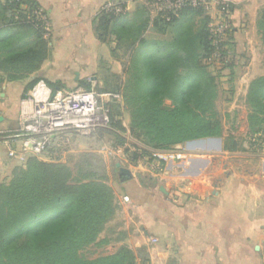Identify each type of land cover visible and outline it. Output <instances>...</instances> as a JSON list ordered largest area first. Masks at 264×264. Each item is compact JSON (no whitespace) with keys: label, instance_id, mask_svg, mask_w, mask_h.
<instances>
[{"label":"trees","instance_id":"trees-1","mask_svg":"<svg viewBox=\"0 0 264 264\" xmlns=\"http://www.w3.org/2000/svg\"><path fill=\"white\" fill-rule=\"evenodd\" d=\"M37 7L34 0L0 1V71L7 81L36 71L48 55L41 32L27 18ZM19 8L23 12L16 19L13 12ZM209 22V15L193 6L152 17L138 2L132 12L99 13L96 35L100 40L113 37L111 55L123 60V78L102 64L101 85L94 86L98 92L121 93L120 101L106 102L111 124L119 107L127 110L130 130L156 150L221 136L217 82L222 69L232 72L237 52L233 27L216 47ZM256 28L264 44V6ZM217 52L220 56L214 58ZM39 79L31 80L24 91ZM227 82L232 94L231 78ZM81 87L92 86L89 82ZM244 102L248 132L242 142L225 136L224 146L233 149L239 143L255 152L264 150V74L249 81ZM105 172L93 159L84 160L76 175L64 163L35 156L16 166L12 178L0 182V264H136L126 245L105 254L88 251L109 243L107 236L99 235L117 209Z\"/></svg>","mask_w":264,"mask_h":264},{"label":"crops","instance_id":"crops-1","mask_svg":"<svg viewBox=\"0 0 264 264\" xmlns=\"http://www.w3.org/2000/svg\"><path fill=\"white\" fill-rule=\"evenodd\" d=\"M34 1L52 27L48 55L38 70L25 77L14 81L2 78V128L15 124L16 111L12 110L24 95V84L37 72L48 85L70 89L90 81L91 86H100L102 64L123 78V60L111 55L114 38L100 40L94 23L104 5L120 3L132 12L140 0ZM225 1L234 50L254 47L256 41L259 46L256 19L264 0ZM261 45L264 48L262 41ZM243 64L234 62L232 72L222 69L220 77L226 81L231 78L232 85H237V71L243 72ZM246 73L243 96L249 81L264 74V67L257 73ZM223 144L221 138L178 143L174 146L182 148L184 158L166 164L165 170L154 169L156 164L145 157L128 163L122 156L131 176L120 177L118 171L115 179L107 181L117 209L99 237L107 236L112 251L126 245L136 264H264V156L255 158L245 152L244 161L239 162ZM146 148L151 149L147 143ZM119 163L125 166L122 160ZM19 165L7 157L0 143L1 178L2 171L6 172L1 180H10L13 168ZM124 196L129 200H123Z\"/></svg>","mask_w":264,"mask_h":264},{"label":"built area","instance_id":"built-area-1","mask_svg":"<svg viewBox=\"0 0 264 264\" xmlns=\"http://www.w3.org/2000/svg\"><path fill=\"white\" fill-rule=\"evenodd\" d=\"M141 1L154 15L175 13L183 6L202 8L210 17L209 32L216 47L231 30L225 0ZM215 9L220 12L218 18L211 13ZM115 10L119 11L118 8ZM27 18L38 29L48 30L40 7L31 9ZM219 56L217 52L214 58ZM112 99L120 101L121 93L98 92L94 86L90 89L52 87L39 79L19 98L15 124L0 127V143L4 145L7 157L18 163H24L29 156L50 160L51 156L59 155L57 152L71 138H88L95 135L96 130L108 128L110 118L106 102ZM179 148L173 146L166 150H153L149 157L165 164L175 163L184 154ZM123 200L129 199L124 196Z\"/></svg>","mask_w":264,"mask_h":264},{"label":"rangeland","instance_id":"rangeland-1","mask_svg":"<svg viewBox=\"0 0 264 264\" xmlns=\"http://www.w3.org/2000/svg\"><path fill=\"white\" fill-rule=\"evenodd\" d=\"M139 2L142 3L141 0ZM113 4H116V5L114 6ZM111 5H113V7H110ZM26 6H29V5H25V6H23V8H25ZM38 7H40V6H38ZM21 8L15 10L13 12L14 18L19 19L20 14L23 12L21 10ZM115 8L119 9L118 12H121L122 10H124V7H122L121 4L116 3V2H111V3L104 5L102 10L107 9V10H113L114 12H117L115 10ZM41 10H42V16L46 20L48 30L43 31L42 29H38L35 26L34 27L41 32V34H40L41 38L44 39L48 45V42H49L50 37L52 35V27L50 25L48 17L46 16V13L43 11L42 8H41ZM149 12L153 17L154 14L150 10H149ZM211 13H212V15L215 16V18L220 17V12L218 9L211 10ZM27 16H28V14H27ZM230 25H231V22H230ZM107 40H108V38L104 41H107ZM255 40H256V38H255ZM255 40H253V41L255 42ZM236 52H237V55L235 56L234 62L244 63L243 65L240 66V67H244V68H243V72H240L239 69L237 71V73L240 76H239V79L236 80L237 85L234 84L235 89L233 90V93L232 94L230 93V91H229L230 84H228L226 79H222L221 77H219L218 78L219 80L217 82L218 87H219V95H218V98L216 100V108L218 111V117L220 118L221 123H222V134L220 137H216V138H221L222 141H224L225 136L232 135L234 138H238V140H239L238 142H240V141L242 142V140L246 136V133L248 132L247 109H246L245 102H244V96L242 94L244 86L246 84L243 76H245L247 74L246 72L257 73V72H259V70H261V69L263 70V67H264V48L261 45V41H260L259 46H258V41H256L254 47H251L248 45L245 49L239 48L238 51H236ZM105 67H107V65H105ZM213 68H214V70H216L217 64L216 65L214 64ZM102 76H103V74H102ZM1 78H4V77H1ZM34 78H42V76L40 73L38 74V72H37L24 85L26 86ZM0 83H1V79H0ZM231 83H232V81H231ZM28 90H29V88L27 89V91ZM222 90H227V91H222ZM27 91H23V94H25ZM112 100H114V99H112ZM116 101H118V100H116ZM16 110L17 109L14 107V109L12 110V113H14ZM114 120H115V122H114ZM114 120H113L112 124L110 123L107 130L103 131L100 136L95 134V135L90 136L88 138L78 137V136L71 138L68 142H66V144L63 145L62 150L57 152L59 155L54 156V157L51 156L50 160L38 158L36 156L35 157L40 159V160H45L48 162L50 161V162L64 163L69 168H71L73 175L77 174V170L79 169V167H82V163L84 160L93 159V160H95L96 165H99L101 167L104 166L105 171H106L105 172V176H106L105 181L110 180V178H113V179L116 178V173H118V171H119L118 168L115 166L116 161H118L117 163H119V161L122 160L124 165H125L124 167L127 166V162H125L123 160V158L128 160V163L129 162L134 163V161H137V159L145 157V158H147V160L150 161V163L154 162L156 164V165H154V169H157V170L158 169H163V170L167 169L165 163L157 162L156 160L149 157L151 151L156 150V149L146 148V142H144L137 133L130 130L129 116H128L127 110L119 107L118 112L115 114ZM111 122H112V119H111ZM227 139L228 138H226L224 144H228ZM224 144H223V146H224ZM138 149H140V151ZM179 149L181 150L182 148L180 147ZM224 149L227 151L230 150L231 152H234V154L236 155L235 158H237L238 159L237 161H239V162L244 161L245 156L243 153H245V152L250 153V155L255 156V158H258L259 156H264V150H260L258 152H255L256 150L252 151V149H250V148L241 147V145L239 143H237V145H235L233 149H229L225 146H224ZM131 150H133V151H131ZM164 150H166V149H164ZM103 156L107 157L109 159L104 160ZM122 156H123V158H122ZM183 158H184V154H183L182 159ZM119 159H121V160H119ZM24 163H18V164L23 166ZM4 173H6V172L2 171L3 177L1 178V176H0V180L4 179V176H5ZM11 178L12 177H10V179ZM1 181L8 182L9 180L8 181L1 180ZM111 246L107 244V245H102L100 247H91L88 249V251L94 252L93 254H99V253L105 254V253L112 251L113 247H111ZM86 253H88V252L86 251Z\"/></svg>","mask_w":264,"mask_h":264},{"label":"water","instance_id":"water-1","mask_svg":"<svg viewBox=\"0 0 264 264\" xmlns=\"http://www.w3.org/2000/svg\"><path fill=\"white\" fill-rule=\"evenodd\" d=\"M115 166L119 170L120 177H130L131 176V173L128 168L121 166L119 163H116Z\"/></svg>","mask_w":264,"mask_h":264}]
</instances>
